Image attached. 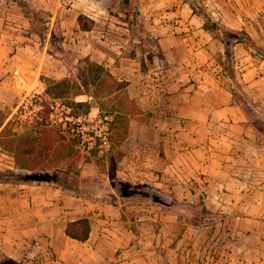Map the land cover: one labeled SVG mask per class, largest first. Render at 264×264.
I'll return each mask as SVG.
<instances>
[{"label":"crops","instance_id":"crops-1","mask_svg":"<svg viewBox=\"0 0 264 264\" xmlns=\"http://www.w3.org/2000/svg\"><path fill=\"white\" fill-rule=\"evenodd\" d=\"M162 20V69L154 55L108 64L137 109L114 114L110 156L117 151V158L80 163L85 181L74 186L61 172L0 181V261L264 264V147L257 129L225 82L209 79L215 40L204 19ZM1 54L3 82L17 73L22 53ZM83 217L87 239L67 236V222Z\"/></svg>","mask_w":264,"mask_h":264},{"label":"rangeland","instance_id":"rangeland-1","mask_svg":"<svg viewBox=\"0 0 264 264\" xmlns=\"http://www.w3.org/2000/svg\"><path fill=\"white\" fill-rule=\"evenodd\" d=\"M28 11L36 17L29 18ZM190 15L204 19L215 40L206 61L209 79L225 82L264 147V59L228 34L244 32L264 53V0H0V55L22 53L17 73L0 82V124L10 121L8 133L35 135L36 119L46 114L63 136L62 151L52 154L43 171L18 170L12 154L0 147L5 151L0 179L37 181L61 172V179L74 186L85 181L79 177L80 163L103 165L117 158V151L110 156L114 114L137 109L127 100L125 83L108 76L110 59L154 55L162 69V19ZM79 17L87 30L81 29ZM41 103L47 104L43 111ZM104 115L111 119L106 133L110 147L100 151L94 128Z\"/></svg>","mask_w":264,"mask_h":264},{"label":"trees","instance_id":"trees-1","mask_svg":"<svg viewBox=\"0 0 264 264\" xmlns=\"http://www.w3.org/2000/svg\"><path fill=\"white\" fill-rule=\"evenodd\" d=\"M28 14H30L28 16L29 18L36 17V15L30 11H28ZM78 22L81 29H88L89 26L82 22L81 17L78 18ZM205 26L208 27V25ZM210 26L216 27L214 23ZM228 34L234 38V42L247 43L249 47L254 48L260 54L261 58L264 59V53L261 52V49L254 43V41L251 40L249 36L244 35V32L229 31ZM240 34H243L245 37L241 38ZM225 52L227 55L230 53L228 45H225ZM108 76L115 82V79L110 73H108ZM40 105L41 111H43L42 108H44L47 104L41 103ZM76 105L82 106L87 104L83 102H76ZM38 114H40V111ZM9 122L10 121H7L0 129V139H3L4 137L8 138L7 143L0 140V146L12 154L14 163L19 169L29 172L35 170L43 171L45 170V163L52 156V154L62 151L60 139H63V136L59 132V129L50 122L49 117L46 114L39 115L38 119H36L39 130L36 131L35 135H18L15 132H6L8 130ZM53 178L54 172H52L48 177L43 176L41 179ZM0 180L6 181L2 179ZM89 231L90 223L86 217L69 221L65 226V234L79 241L87 239Z\"/></svg>","mask_w":264,"mask_h":264},{"label":"built area","instance_id":"built-area-1","mask_svg":"<svg viewBox=\"0 0 264 264\" xmlns=\"http://www.w3.org/2000/svg\"><path fill=\"white\" fill-rule=\"evenodd\" d=\"M111 121L110 117L107 115H104L103 117H101V119L99 120V125L95 126V135L99 141V147H100V151H102V149L108 150L110 145L106 136V133L108 131V124Z\"/></svg>","mask_w":264,"mask_h":264}]
</instances>
